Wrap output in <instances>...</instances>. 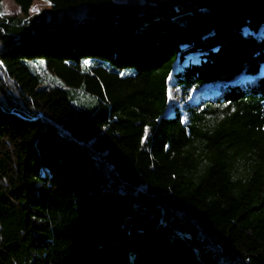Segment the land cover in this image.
Here are the masks:
<instances>
[{
    "label": "trees",
    "instance_id": "trees-1",
    "mask_svg": "<svg viewBox=\"0 0 264 264\" xmlns=\"http://www.w3.org/2000/svg\"><path fill=\"white\" fill-rule=\"evenodd\" d=\"M14 1L0 264H264V0ZM192 55L177 88L216 95L168 116Z\"/></svg>",
    "mask_w": 264,
    "mask_h": 264
},
{
    "label": "rangeland",
    "instance_id": "rangeland-1",
    "mask_svg": "<svg viewBox=\"0 0 264 264\" xmlns=\"http://www.w3.org/2000/svg\"><path fill=\"white\" fill-rule=\"evenodd\" d=\"M116 3L126 4V5H146L148 0H114ZM88 12V0H68L67 2V14L69 17L75 20H82L86 17ZM46 13L49 17L52 15V3L50 0H38L35 1L30 9V14L32 16ZM21 10L16 5L14 0H4L3 2V15L4 16H14L20 15ZM200 62V57L198 55L190 56L184 65H176L170 78L169 83V109L167 112L168 116H174L175 109L184 111L188 106L199 104L202 100L213 98L216 95L214 88L212 86H206L200 89L190 90L188 92H183L181 89L177 88L175 84L174 74L180 72L183 68L189 66V64H198ZM33 67L36 69L39 75H41L46 80H51L53 78L52 74L46 69L43 64H34ZM264 76V67L261 71ZM251 80V79H249ZM184 120L186 121V116L184 115Z\"/></svg>",
    "mask_w": 264,
    "mask_h": 264
}]
</instances>
